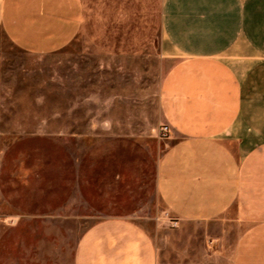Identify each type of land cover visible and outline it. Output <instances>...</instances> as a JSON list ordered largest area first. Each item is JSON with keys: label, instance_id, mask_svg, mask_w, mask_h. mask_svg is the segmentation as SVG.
I'll return each mask as SVG.
<instances>
[{"label": "rangeland", "instance_id": "rangeland-1", "mask_svg": "<svg viewBox=\"0 0 264 264\" xmlns=\"http://www.w3.org/2000/svg\"><path fill=\"white\" fill-rule=\"evenodd\" d=\"M161 3L85 0L84 28L47 54L0 31V264H74L105 220L134 221L172 259L176 225L156 189L169 145Z\"/></svg>", "mask_w": 264, "mask_h": 264}, {"label": "crops", "instance_id": "crops-1", "mask_svg": "<svg viewBox=\"0 0 264 264\" xmlns=\"http://www.w3.org/2000/svg\"><path fill=\"white\" fill-rule=\"evenodd\" d=\"M85 10V0H0V31L47 54L78 35ZM158 14L170 65L156 189L176 225L172 259L134 221L105 220L82 234L74 264H264V0H162Z\"/></svg>", "mask_w": 264, "mask_h": 264}, {"label": "built area", "instance_id": "built-area-1", "mask_svg": "<svg viewBox=\"0 0 264 264\" xmlns=\"http://www.w3.org/2000/svg\"><path fill=\"white\" fill-rule=\"evenodd\" d=\"M162 131H163V134L168 133V132H169L168 126L165 125V126L163 127Z\"/></svg>", "mask_w": 264, "mask_h": 264}]
</instances>
